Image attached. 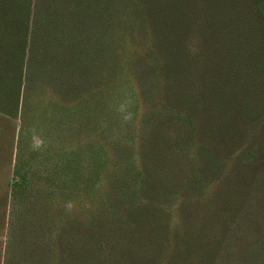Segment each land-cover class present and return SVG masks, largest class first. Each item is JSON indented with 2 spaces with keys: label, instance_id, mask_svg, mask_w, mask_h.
I'll return each instance as SVG.
<instances>
[{
  "label": "trees",
  "instance_id": "obj_1",
  "mask_svg": "<svg viewBox=\"0 0 264 264\" xmlns=\"http://www.w3.org/2000/svg\"><path fill=\"white\" fill-rule=\"evenodd\" d=\"M263 96L264 0H0L4 264H264Z\"/></svg>",
  "mask_w": 264,
  "mask_h": 264
},
{
  "label": "rangeland",
  "instance_id": "obj_2",
  "mask_svg": "<svg viewBox=\"0 0 264 264\" xmlns=\"http://www.w3.org/2000/svg\"><path fill=\"white\" fill-rule=\"evenodd\" d=\"M249 107L259 114L254 121H247L243 125L248 137L241 144L242 147H251L252 152L256 155L255 166L248 170L254 172L250 191V195L253 197L250 203L253 208L249 214V217H251H247L248 220L244 223L242 235H246L240 239L239 245L244 246V244L255 241L253 249L261 250L264 249V101L262 103L256 102L255 106ZM122 113L124 114V112ZM224 119L227 123L225 124L226 128L232 127L230 118L225 117ZM15 124L16 122L12 119L0 116V264H4L8 241V205L14 167L13 150L15 146L13 140L16 131ZM231 165L233 166L232 163Z\"/></svg>",
  "mask_w": 264,
  "mask_h": 264
}]
</instances>
